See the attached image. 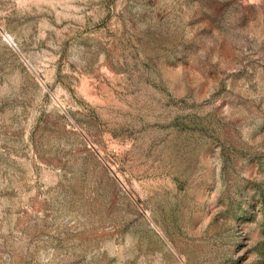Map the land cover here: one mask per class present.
Masks as SVG:
<instances>
[{
	"label": "rangeland",
	"instance_id": "1",
	"mask_svg": "<svg viewBox=\"0 0 264 264\" xmlns=\"http://www.w3.org/2000/svg\"><path fill=\"white\" fill-rule=\"evenodd\" d=\"M0 264H264V0H0Z\"/></svg>",
	"mask_w": 264,
	"mask_h": 264
}]
</instances>
